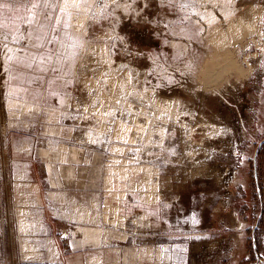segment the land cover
I'll return each instance as SVG.
<instances>
[{"label": "rangeland", "instance_id": "1", "mask_svg": "<svg viewBox=\"0 0 264 264\" xmlns=\"http://www.w3.org/2000/svg\"><path fill=\"white\" fill-rule=\"evenodd\" d=\"M8 2L0 264H264V0Z\"/></svg>", "mask_w": 264, "mask_h": 264}, {"label": "snow or ice", "instance_id": "2", "mask_svg": "<svg viewBox=\"0 0 264 264\" xmlns=\"http://www.w3.org/2000/svg\"><path fill=\"white\" fill-rule=\"evenodd\" d=\"M33 7H37V5L33 4ZM45 7H55L54 5H50L45 3ZM12 5L8 2V0H0V12H2L4 9L11 10ZM47 18V17H46ZM31 23V21H29ZM4 25L0 23V27H3Z\"/></svg>", "mask_w": 264, "mask_h": 264}]
</instances>
